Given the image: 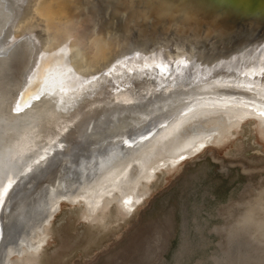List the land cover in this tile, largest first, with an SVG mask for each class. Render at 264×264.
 <instances>
[{
	"label": "bare ground",
	"instance_id": "bare-ground-1",
	"mask_svg": "<svg viewBox=\"0 0 264 264\" xmlns=\"http://www.w3.org/2000/svg\"><path fill=\"white\" fill-rule=\"evenodd\" d=\"M134 1L141 7L126 13L127 20L147 25L157 15L152 29L161 24L182 25L186 17L200 12L202 2ZM72 13L61 0H0V104H5L7 120L17 125V137L24 143L27 138L38 140L50 125H56L58 133L63 129L59 137H43L55 140L49 155L43 153L47 149L38 152L39 158L17 173L30 170L21 179L26 181L7 195L1 211L0 264H36L62 203H82L77 206L80 218L87 223H93L113 203L119 204L114 191L103 195L98 208L89 213L84 197L95 188V182L101 184L116 175L125 181L138 168L154 165L150 179L136 185L138 200L133 209L149 192L147 186L139 191L141 182L171 172L213 141H228L233 135L229 131L238 123L252 120L264 140V50L246 52L239 67L205 68L194 81L179 77L166 82L168 86L160 90L167 92L159 97L152 94L156 87L140 81L124 86L118 75L110 82H105L108 78L93 79L89 60L70 30L63 27ZM175 46L174 52H180L181 47ZM250 66L261 67L250 72ZM112 83L120 86V91L107 93V85ZM144 90L152 95L145 98ZM69 127L73 132L66 134ZM32 179L38 184L34 190L28 183ZM28 206H40V214L15 225L11 219L16 211ZM121 215L125 218L130 213Z\"/></svg>",
	"mask_w": 264,
	"mask_h": 264
},
{
	"label": "rangeland",
	"instance_id": "rangeland-1",
	"mask_svg": "<svg viewBox=\"0 0 264 264\" xmlns=\"http://www.w3.org/2000/svg\"><path fill=\"white\" fill-rule=\"evenodd\" d=\"M6 112L1 103L0 198L15 179L16 167L33 163L55 142L43 137H59L63 130L58 133L50 125L38 140L24 143ZM253 123H238L228 141H213L171 172L141 182L139 191L147 186L149 192L133 209L136 185L150 179L154 165L138 168L125 181L116 175L95 182L84 197L89 213L114 191L119 204L107 207L93 223L80 218L82 203H62L36 264H264V140ZM28 183L33 190L38 185L34 179ZM37 208H19L11 221L25 224L40 214ZM117 208L130 215L124 218Z\"/></svg>",
	"mask_w": 264,
	"mask_h": 264
},
{
	"label": "water",
	"instance_id": "water-1",
	"mask_svg": "<svg viewBox=\"0 0 264 264\" xmlns=\"http://www.w3.org/2000/svg\"><path fill=\"white\" fill-rule=\"evenodd\" d=\"M201 1L200 12L196 10L198 13L186 17L182 25L161 24L152 29L156 25L157 15H153V20L147 25L127 20L130 10L141 7L136 1L61 0V5L73 12L63 27L70 30L75 38L73 40L89 60V74L94 73L93 79L108 78L105 82H110L118 75L123 78L120 83L125 82L124 86L140 81L149 88H157L153 95L164 97L160 93L167 91L160 89L179 77H189L194 81L202 76L205 68L239 67L246 52L253 50L260 53L264 50V0ZM173 45L181 47V51L175 53ZM260 67L250 66L247 69L254 72ZM261 68L264 69V66ZM114 84L104 86L107 93L120 91V86ZM146 92L143 91L145 98L152 95L144 94ZM54 144L43 152L46 156ZM31 161L25 167L32 165ZM20 167H16L17 173L25 168ZM17 173L2 200L0 215L7 195L14 191L19 182L26 181L21 179L30 170Z\"/></svg>",
	"mask_w": 264,
	"mask_h": 264
},
{
	"label": "snow or ice",
	"instance_id": "snow-or-ice-1",
	"mask_svg": "<svg viewBox=\"0 0 264 264\" xmlns=\"http://www.w3.org/2000/svg\"><path fill=\"white\" fill-rule=\"evenodd\" d=\"M126 203H130V201L129 202H126Z\"/></svg>",
	"mask_w": 264,
	"mask_h": 264
}]
</instances>
